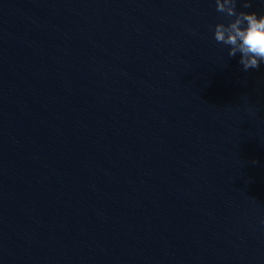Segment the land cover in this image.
<instances>
[{
	"label": "water",
	"instance_id": "95a60500",
	"mask_svg": "<svg viewBox=\"0 0 264 264\" xmlns=\"http://www.w3.org/2000/svg\"><path fill=\"white\" fill-rule=\"evenodd\" d=\"M229 19L215 0L0 1V264L264 231V64L215 41Z\"/></svg>",
	"mask_w": 264,
	"mask_h": 264
},
{
	"label": "clouds",
	"instance_id": "9594fccd",
	"mask_svg": "<svg viewBox=\"0 0 264 264\" xmlns=\"http://www.w3.org/2000/svg\"><path fill=\"white\" fill-rule=\"evenodd\" d=\"M215 4L218 12L231 18L226 24L217 23L214 26L215 41L229 47V57H236L239 53L243 72L259 70L264 64V14L238 12L237 0H215ZM243 7L250 8V0H245ZM243 83L246 84V81Z\"/></svg>",
	"mask_w": 264,
	"mask_h": 264
}]
</instances>
